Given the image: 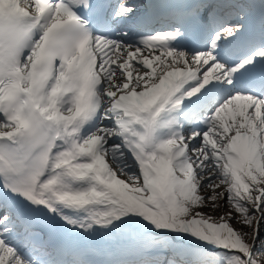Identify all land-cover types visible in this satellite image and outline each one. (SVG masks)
I'll return each mask as SVG.
<instances>
[{
  "label": "snow or ice",
  "instance_id": "snow-or-ice-1",
  "mask_svg": "<svg viewBox=\"0 0 264 264\" xmlns=\"http://www.w3.org/2000/svg\"><path fill=\"white\" fill-rule=\"evenodd\" d=\"M0 264H264V0H0Z\"/></svg>",
  "mask_w": 264,
  "mask_h": 264
},
{
  "label": "rangeland",
  "instance_id": "rangeland-1",
  "mask_svg": "<svg viewBox=\"0 0 264 264\" xmlns=\"http://www.w3.org/2000/svg\"><path fill=\"white\" fill-rule=\"evenodd\" d=\"M220 203L223 204V201H220ZM228 209V205H225L224 206V210L226 211ZM202 212H205V213H208V214H211V211L208 209V208H201L200 209ZM221 214V212L218 210V215L216 217H219ZM233 226L236 227V228H239L240 225L239 224H236L235 221H233Z\"/></svg>",
  "mask_w": 264,
  "mask_h": 264
},
{
  "label": "bare ground",
  "instance_id": "bare-ground-1",
  "mask_svg": "<svg viewBox=\"0 0 264 264\" xmlns=\"http://www.w3.org/2000/svg\"><path fill=\"white\" fill-rule=\"evenodd\" d=\"M222 190V189H221ZM209 210H210V208H208ZM211 211V210H210ZM211 215H213L214 217H216L217 215H218V211H216V212H212L211 211Z\"/></svg>",
  "mask_w": 264,
  "mask_h": 264
}]
</instances>
